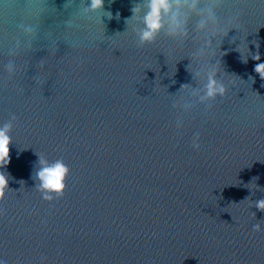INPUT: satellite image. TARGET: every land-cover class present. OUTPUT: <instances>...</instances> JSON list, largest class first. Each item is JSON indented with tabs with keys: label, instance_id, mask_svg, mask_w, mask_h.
<instances>
[{
	"label": "water",
	"instance_id": "obj_1",
	"mask_svg": "<svg viewBox=\"0 0 264 264\" xmlns=\"http://www.w3.org/2000/svg\"><path fill=\"white\" fill-rule=\"evenodd\" d=\"M88 2L0 0V260L264 264V0H200L143 43L146 0ZM39 155L68 166L51 199Z\"/></svg>",
	"mask_w": 264,
	"mask_h": 264
},
{
	"label": "clouds",
	"instance_id": "obj_2",
	"mask_svg": "<svg viewBox=\"0 0 264 264\" xmlns=\"http://www.w3.org/2000/svg\"><path fill=\"white\" fill-rule=\"evenodd\" d=\"M199 3L200 0H146L147 10L143 13L142 17L143 28L139 31L140 42L151 41L156 37L159 30L164 27L165 14L169 16V33L183 34V24L186 22V14H182L181 9L196 10ZM87 7L93 10L103 9L104 0H89ZM132 11L134 17L140 11V5H134ZM207 11L210 16H215L211 7ZM107 15L111 17L112 12L107 10ZM197 26L203 28L205 21L201 19ZM213 31H226V29L216 27L213 28ZM208 43L211 42L208 41ZM254 58L258 60L259 53ZM254 69L261 77H264V61L256 63ZM203 87L204 91L200 97L202 100L215 98L218 95L223 96L226 91L225 83L222 80H218L214 72L208 75ZM14 119L15 113H12L10 119L0 122V166L6 165L9 162L10 129ZM193 146H199L195 138ZM38 165L33 173V179L37 181L35 185L38 186L45 198L51 199L54 193H60L65 187L64 181L68 173V166L62 159L48 161L41 155L38 157ZM6 186H8V175L5 171H0V194H3ZM255 203L257 208L264 210V198L258 199ZM254 227L259 229L260 225L256 224ZM0 264H4L3 260H0Z\"/></svg>",
	"mask_w": 264,
	"mask_h": 264
}]
</instances>
